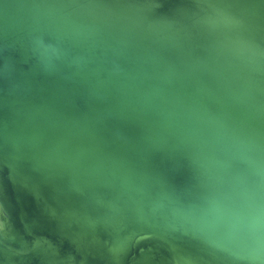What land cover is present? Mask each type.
I'll return each mask as SVG.
<instances>
[{
    "label": "water",
    "instance_id": "obj_1",
    "mask_svg": "<svg viewBox=\"0 0 264 264\" xmlns=\"http://www.w3.org/2000/svg\"><path fill=\"white\" fill-rule=\"evenodd\" d=\"M31 1L39 0H0L4 5H16L20 10L8 21L0 17V133H5L4 137L12 132L24 131V126L32 123L37 115L60 105L67 110L81 112L84 117L80 131H73L77 138L82 134L87 135L86 141L79 139L82 150L91 152L95 147L102 149L109 144V137L105 134L109 133L104 125L106 118L91 120L85 100L80 98L79 92L83 91L82 94L91 92L96 97L109 95L111 102L102 111L108 113L111 124L115 126L111 129L110 142H117L121 150L117 153L127 163L131 164L135 157L129 155L132 149L126 147L128 142L123 143L120 139L123 133L118 127L121 126L123 112L132 113L135 105L130 104L131 101L143 105L145 120L152 121L151 128L164 138H171L164 131L178 130L177 133L182 132L178 140L188 141L197 149L209 139L208 134L200 131L202 125L208 127L205 121L197 117L196 106L202 109L200 101L192 98L196 106L188 109L186 105L183 107L185 101L177 97L178 94L167 96L162 92L163 82L156 84L154 80L150 81L156 72L163 73L167 69L176 72L179 79V76H184V71L193 69L206 80L225 78L235 82L245 87L246 92L241 96L232 95L231 100L243 108H259L255 107L253 100L264 92V0H48L60 10L53 9L65 12L68 20L76 19L88 32L92 31L109 42V50H105L109 53V66L103 63L104 50L100 39L96 46L91 47L92 36L80 37L79 32L75 35L67 33L62 24L60 30L53 26L46 27L41 16L44 20H52L53 17L41 8L36 11L40 27L37 23L34 25L30 18L31 11L23 5ZM59 34L60 37H57ZM135 49L146 51L147 54L141 56L148 61L140 62L134 58L133 55L138 53ZM154 61L156 66H153ZM168 78L178 83L171 74H168ZM81 82H84L83 87ZM44 84L53 88L49 94L42 87ZM45 98L49 100L44 101ZM238 98L244 103L237 101ZM139 109V106L138 110L135 108L137 112L133 114L136 119L141 115ZM181 110L196 111L190 115L200 126L199 131L186 129L188 118H181L179 123L178 113ZM158 121L162 122L161 127L157 125ZM224 123H228V119L224 118ZM97 133L101 134L103 142L98 139ZM133 133L130 132L129 136ZM193 136H196L199 145L189 141ZM31 142L38 144L17 150V154H26L32 162L39 164L56 163L60 157H68V151L73 149L70 140L67 144L60 143L53 134H47L42 142L40 139ZM130 142L136 143L131 138ZM24 144L17 142L15 146ZM207 150L211 159L205 155L202 158L205 165L211 166L222 160V154L216 155L211 146ZM133 154L137 155V152L134 150ZM141 160L142 167L133 166L140 170L120 165L130 172V176L131 173L137 174L138 179L142 180V187L147 185L165 194L177 185L170 182V169L159 166L160 159L154 162L150 151L147 154L144 152ZM227 165L233 169L235 162L227 160ZM112 168L109 167L110 171ZM21 183V205L30 211L29 218L38 217L44 222L37 225L23 222L33 238L39 235L46 238L45 246L39 250L35 243L39 264H58V260L63 259L60 250L64 251L63 260L69 257V264H123L131 238L149 233L146 226L157 227L147 217L140 218L134 212L128 220L136 226H131L123 216H117L114 209L109 213L99 211L94 201L81 199L79 188L73 184L68 196L72 197L76 206L65 202L58 207L55 193L44 194L38 188L28 187L23 179ZM185 200L182 199L183 202ZM49 201L53 204L50 205ZM194 201L201 203L198 199ZM203 201L205 206L206 201ZM232 203L231 200L230 206ZM205 210L203 207V213L209 218L210 210L208 213ZM174 215L179 218V223H184L185 218L179 211ZM151 218L157 220L155 216ZM215 218L223 232L239 233L240 241L252 243V247L264 251V222L213 213L212 219ZM107 223L111 228L109 238L104 235V231L108 230L105 227ZM247 224L251 234L255 231L252 237L247 231ZM226 225L229 228H225ZM117 227L122 230H117ZM40 228L47 234H42ZM151 233L157 234L151 235V241L162 244L167 252L160 259L169 264H197L181 251L178 252L167 236L154 231ZM50 234L57 238L51 239ZM83 235L85 243L80 242ZM6 261L9 262V257ZM6 261L0 264H7Z\"/></svg>",
    "mask_w": 264,
    "mask_h": 264
},
{
    "label": "bare ground",
    "instance_id": "obj_2",
    "mask_svg": "<svg viewBox=\"0 0 264 264\" xmlns=\"http://www.w3.org/2000/svg\"><path fill=\"white\" fill-rule=\"evenodd\" d=\"M23 5L31 11L30 18L34 25L37 23L40 27L41 22L36 11H38L37 8H41L53 17L52 20H44L41 16L46 27L53 26L60 30V24H62L67 33L72 32L75 35L79 32L80 37L92 36L91 47L96 46V42L100 39L104 50L102 52L104 62H102L109 66V53L105 51L109 50V42L106 39L92 31L88 32L76 19L68 20L64 15L65 12L58 11L60 9L48 0L31 1ZM0 7V10L15 11L11 13L0 11V17L7 21L20 12L16 5L7 6L4 2H0ZM119 49L122 51L121 48ZM135 50L138 53L133 55L134 58L140 62L148 61L144 57L147 54L146 51ZM153 66H156L155 61ZM187 70L183 72L184 76H179L180 79L176 77L175 71L172 73L167 69V72H156L151 76L150 81L154 80L156 84L163 82L162 92L167 96L172 93L178 94L177 97L185 101L183 107L186 105L188 109L196 106L194 100L200 101L202 109L196 106L199 115L197 117L205 121L208 127L202 125L200 130V126L192 118L193 115H190L195 110L192 112L181 110L178 113L179 123L181 118H188L186 129L193 132L200 130L204 135L208 134V141L203 146H198L197 149L192 147L188 141L182 142L181 138L179 141L182 132L177 133L178 130L164 131L163 133L171 136V138H164L158 131L151 128L153 127L152 121L145 120L143 105L131 101L130 104L135 107L132 113L123 112V120L120 123L121 126L118 127V130L120 129L123 133L120 139L124 141L123 143L128 142L126 147L132 149L129 155L135 157L131 164L127 163L124 158H121L120 153H117L121 151L117 142H110L111 129L115 126L111 124L108 113L104 114L102 111L103 107L111 102L109 95L96 97L91 92L82 94L83 91L79 92L80 98L85 100L86 110L91 113V120L106 118L104 125L108 127L109 133L105 134L109 137V144L104 145L102 149L95 147L91 152L82 150L79 139L86 141L87 135L82 134L77 138L73 131H80L84 125V117L81 112L67 110L60 105L53 109H46L47 111L37 115L32 123L24 126V131L12 132L8 137H4L5 133H0L1 263L9 257L7 264H39V259H37L39 255L36 252L37 249H34L35 243L38 244V250L45 246V237L39 235L33 238L32 233H29L23 226V222L31 225L44 224L41 218H29L30 211L26 210V206L21 205L19 188L23 179L28 187L38 188L44 194L55 193L58 207L65 202L76 206L71 200L72 197L68 196L69 191L73 190V184L79 188L78 195L81 199L84 198L82 200L94 201L99 211L109 213V210H115V214L126 218L131 226H136L129 221L130 219L128 220L132 212L140 218L147 217L152 221L157 227L146 226L149 233H142L131 238L123 256V264H169L160 259V256L167 255V252L162 244H154L151 241V235H157L152 234V231L167 236L178 252L181 251L197 264H264V251L252 247V243L247 244L244 240L240 241L239 233L223 232L217 219H212L213 213H218L223 216H237L240 219L248 218L260 223L264 222V92L256 95L254 98L256 100H253L255 107H259L258 109L243 108L232 101L231 96L234 94L241 96L244 91L246 92L245 87L242 88L225 78L219 81L206 80L196 70ZM168 74H171L179 84L170 80ZM80 84L84 86V82ZM42 87L48 94L53 89L47 84ZM48 100L45 98L44 101ZM58 101L61 102L60 98ZM237 101L243 102L241 98ZM138 106L141 115H138L137 120L133 114L137 112L135 108L138 110ZM204 111L208 114L205 115ZM224 118L228 119V123H224ZM157 125L161 127L162 122L158 121ZM188 126L190 127L187 128ZM132 131L134 133L129 136ZM47 134H53L60 143L66 142L67 144L68 140L72 142L73 149L68 151V157H60L53 164H39L32 162L26 154H17V150L36 146L38 143H32L31 140L40 139L42 142ZM100 135L97 133L98 139L103 142ZM127 135L136 143L130 142ZM189 141L198 144L196 136ZM17 142L25 144L15 146ZM29 142L31 143L28 144ZM208 146H211L216 155L222 154L223 161L220 160L219 163L211 166L205 165L202 158L206 155V158L211 159L207 150ZM134 150L137 155L133 154ZM148 151L151 152L154 162L160 159L159 166L166 170L170 169L168 172L172 176L170 182L177 184L170 192L162 194L147 185L142 187V180L138 179V175L131 173L130 176V172L120 165L140 170L133 166L142 167L141 158L143 153L147 154ZM215 154V160H217ZM199 155H201L200 158ZM227 160L235 162L233 169L228 167ZM182 199H186L185 202ZM196 199L201 203L195 202ZM203 200L206 201L205 206L202 204ZM231 200L233 201L232 206H230ZM49 204L52 205L53 202L49 201ZM203 207L207 213L210 210L211 221L207 214L203 213ZM93 209L90 208V210ZM177 211L185 218L183 224L179 223V218L174 215ZM153 216L157 217V220L151 218ZM105 227L108 230L104 231V235L109 238L111 233L109 223ZM225 228H229L228 225ZM116 229L122 230L119 227ZM262 229L264 230V225ZM40 230L42 234H47L44 233V229L40 228ZM247 231H250V235L248 234L250 237L254 235L255 231L251 234L248 224ZM50 238L55 239L57 236L50 234ZM80 242L85 243L84 235L80 237ZM60 253L64 259L62 255L64 251L60 250ZM120 254L119 251L118 255ZM63 259L58 260L57 263L69 264V257Z\"/></svg>",
    "mask_w": 264,
    "mask_h": 264
}]
</instances>
